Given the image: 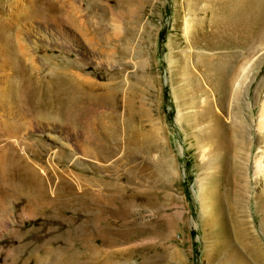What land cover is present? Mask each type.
I'll list each match as a JSON object with an SVG mask.
<instances>
[{"label":"rangeland","instance_id":"374dc122","mask_svg":"<svg viewBox=\"0 0 264 264\" xmlns=\"http://www.w3.org/2000/svg\"><path fill=\"white\" fill-rule=\"evenodd\" d=\"M0 264H264V0H0Z\"/></svg>","mask_w":264,"mask_h":264},{"label":"bare ground","instance_id":"6f19581e","mask_svg":"<svg viewBox=\"0 0 264 264\" xmlns=\"http://www.w3.org/2000/svg\"><path fill=\"white\" fill-rule=\"evenodd\" d=\"M6 169H7V168H6ZM7 170H8V169H7ZM7 170H6V171H7ZM6 171H5V172H6ZM7 173H8V172H7Z\"/></svg>","mask_w":264,"mask_h":264}]
</instances>
